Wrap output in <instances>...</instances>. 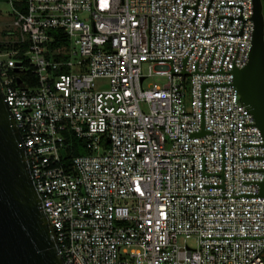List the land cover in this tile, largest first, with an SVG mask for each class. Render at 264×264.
Returning <instances> with one entry per match:
<instances>
[{"label": "built area", "instance_id": "obj_1", "mask_svg": "<svg viewBox=\"0 0 264 264\" xmlns=\"http://www.w3.org/2000/svg\"><path fill=\"white\" fill-rule=\"evenodd\" d=\"M0 4V84L65 264H264V137L233 73L253 0Z\"/></svg>", "mask_w": 264, "mask_h": 264}, {"label": "water", "instance_id": "obj_2", "mask_svg": "<svg viewBox=\"0 0 264 264\" xmlns=\"http://www.w3.org/2000/svg\"><path fill=\"white\" fill-rule=\"evenodd\" d=\"M253 22L249 62L243 69L234 70V85L264 137V22L255 2ZM260 196L264 197V182L260 184ZM0 264H65L1 84Z\"/></svg>", "mask_w": 264, "mask_h": 264}, {"label": "rangeland", "instance_id": "obj_3", "mask_svg": "<svg viewBox=\"0 0 264 264\" xmlns=\"http://www.w3.org/2000/svg\"><path fill=\"white\" fill-rule=\"evenodd\" d=\"M0 11L4 12V13H8L10 11V7L8 5H3L0 4ZM76 70L74 69V72ZM144 72L147 73V67L144 68ZM167 83V79L164 77H160V76H154L152 78H149L146 82H145V88H148L149 86H154V85H158V86H163ZM100 85L102 88H108L109 87V83L107 81L104 82H100ZM82 155H85L86 152L81 149L80 151ZM189 245H192V243H189Z\"/></svg>", "mask_w": 264, "mask_h": 264}, {"label": "flooded vegetation", "instance_id": "obj_4", "mask_svg": "<svg viewBox=\"0 0 264 264\" xmlns=\"http://www.w3.org/2000/svg\"><path fill=\"white\" fill-rule=\"evenodd\" d=\"M254 2L264 22V0H254Z\"/></svg>", "mask_w": 264, "mask_h": 264}, {"label": "trees", "instance_id": "obj_5", "mask_svg": "<svg viewBox=\"0 0 264 264\" xmlns=\"http://www.w3.org/2000/svg\"><path fill=\"white\" fill-rule=\"evenodd\" d=\"M78 154H79V151H76V152H75V155H78Z\"/></svg>", "mask_w": 264, "mask_h": 264}]
</instances>
